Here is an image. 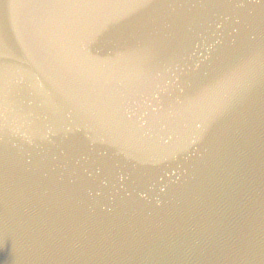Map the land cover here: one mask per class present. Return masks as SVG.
Masks as SVG:
<instances>
[{
    "label": "water",
    "instance_id": "obj_1",
    "mask_svg": "<svg viewBox=\"0 0 264 264\" xmlns=\"http://www.w3.org/2000/svg\"><path fill=\"white\" fill-rule=\"evenodd\" d=\"M0 264H264V0H0Z\"/></svg>",
    "mask_w": 264,
    "mask_h": 264
}]
</instances>
